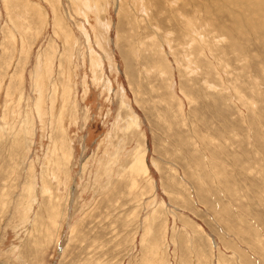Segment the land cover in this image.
I'll list each match as a JSON object with an SVG mask.
<instances>
[{
	"label": "rangeland",
	"instance_id": "374dc122",
	"mask_svg": "<svg viewBox=\"0 0 264 264\" xmlns=\"http://www.w3.org/2000/svg\"><path fill=\"white\" fill-rule=\"evenodd\" d=\"M0 264H264V0H0Z\"/></svg>",
	"mask_w": 264,
	"mask_h": 264
},
{
	"label": "bare ground",
	"instance_id": "6f19581e",
	"mask_svg": "<svg viewBox=\"0 0 264 264\" xmlns=\"http://www.w3.org/2000/svg\"><path fill=\"white\" fill-rule=\"evenodd\" d=\"M80 1H81V0H80ZM85 1H86V0H85ZM76 2H77V4H78L79 1H76ZM84 3H85V2H84ZM92 3H93V2H92ZM80 4H81V3H80ZM85 4H86V3H85ZM76 6H77V5H76ZM84 7H85V6H84ZM84 7H83V9H85ZM87 7H88V6H87ZM76 8H77V7H76ZM94 8H96V7H94ZM99 9H100V8H99ZM79 10H80V9H79ZM87 10H90V9L87 8ZM94 10H95V9H94ZM94 10H93V11H94ZM93 11H92V12H93ZM101 11H102V10H101ZM90 12H91V11H90ZM99 12H100V11H99ZM80 13H81V12H80ZM83 13H84V12H83ZM85 14H86V13H85ZM97 14H98V13H97ZM80 15H82V14H80ZM84 18H85V17H84ZM99 21H100V20H99ZM103 24H104V23H103ZM103 27H104V26H103ZM95 65H96V64H95ZM97 66H98V65H97ZM138 161H139V160H138ZM135 162H136V161H135Z\"/></svg>",
	"mask_w": 264,
	"mask_h": 264
}]
</instances>
